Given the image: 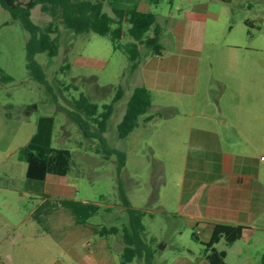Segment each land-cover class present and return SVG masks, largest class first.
<instances>
[{
  "label": "rangeland",
  "instance_id": "obj_1",
  "mask_svg": "<svg viewBox=\"0 0 264 264\" xmlns=\"http://www.w3.org/2000/svg\"><path fill=\"white\" fill-rule=\"evenodd\" d=\"M104 3L113 14L109 0ZM140 10L154 12L162 29L163 55L151 60L159 65L178 55L187 59L186 69H150L151 53L142 46V64L133 72L127 53L114 49L110 37L77 35L57 22L58 54L36 55L47 89L27 69L29 33L0 5V67L13 77L0 82V264H120L122 232L98 233L129 223L119 183L130 206L144 212L141 238L154 255L152 264H209L204 243L211 232L184 186L198 162L189 123L197 125L203 116L218 117L219 130L227 125L224 118H233V153L251 162L264 183V0H140ZM31 18L40 26L53 19L40 5ZM177 22L182 31L174 34ZM140 77L152 106L121 139L117 126ZM119 87L124 94L104 136L126 154L120 171L118 157L106 156L93 137L97 126L90 123L87 134L69 114L81 92L103 107ZM42 116L54 117L51 146L72 152L69 173L49 174L43 182L27 178L24 156ZM63 199L93 203L99 211L79 224L58 203ZM45 200L52 206L39 213V223L34 212ZM215 246L227 252L228 264H258L264 230L247 228L233 244L223 238ZM145 254L129 264H144Z\"/></svg>",
  "mask_w": 264,
  "mask_h": 264
},
{
  "label": "trees",
  "instance_id": "obj_2",
  "mask_svg": "<svg viewBox=\"0 0 264 264\" xmlns=\"http://www.w3.org/2000/svg\"><path fill=\"white\" fill-rule=\"evenodd\" d=\"M222 1L231 2L232 0ZM104 2L105 0H0V5L11 14L13 19L19 20L29 33L26 43L27 69L33 79L50 89L46 73L36 60V55L45 53L49 57H55L58 54L60 39L57 22L77 35L94 32L110 37L114 49H123L127 53L131 71L138 67L142 59V46L147 48L152 55H163L162 29L157 24V16L154 12L139 10L140 0H125V2L109 0L113 11L111 14L104 9ZM38 5L43 12L53 18L45 26L36 24L31 18L32 9ZM125 39H128L127 42H123ZM11 81H13V77L0 67V82ZM123 94L124 89L119 87L112 102L100 107L97 102L92 101L89 95L81 92L80 96L74 99L76 110L69 111L71 118L85 133H90V123L97 126L98 131L93 133V137L102 144L106 156L114 154L118 157L119 171L125 165L126 154L108 146L104 133L114 112V105L123 97ZM151 106L150 90L146 86L134 88L127 102L123 118L117 126L121 139L126 138L134 130L138 125L139 118L147 114ZM152 118V115H149L146 120L149 121ZM53 126V116H42L38 122L37 133L24 148V156L28 164L26 176L29 180L43 182L49 174L65 176L71 170L72 152L66 148L51 146ZM119 190L127 208L129 223L123 224L122 227H102L98 233L104 236L122 232L125 247L121 252L120 264H129L136 257L143 256L145 253L144 264H152L154 255L152 251L146 249L141 238V233L144 231L142 224L144 212L130 206L121 183H119ZM58 203L69 210L79 224H86L89 218L99 211L98 205L84 201L63 199ZM51 206L52 204L45 200L35 210L34 217L39 223L44 220L39 213L47 207L49 210ZM245 229L244 225L215 223L209 241L204 243L205 257L208 263L228 264L225 261L227 252L219 251L215 245L223 238L228 244H233L242 237ZM193 237L199 239L197 234H194ZM258 264H264V253Z\"/></svg>",
  "mask_w": 264,
  "mask_h": 264
},
{
  "label": "crops",
  "instance_id": "obj_3",
  "mask_svg": "<svg viewBox=\"0 0 264 264\" xmlns=\"http://www.w3.org/2000/svg\"><path fill=\"white\" fill-rule=\"evenodd\" d=\"M178 23L171 25L174 34L182 31ZM152 58L151 54L147 64L150 69L177 73L188 67L187 59L178 55L159 65ZM141 61L133 72L138 71ZM140 83V86H146L141 77ZM224 119L227 121L224 130L217 127L219 118L215 116L200 117L197 125L189 123V137L195 144L191 148L198 154V162L185 179L184 186L190 194L188 202L204 211L203 227H208L211 233L215 223L264 230V183L259 180V171L251 162L233 153V137L228 132L233 131V118Z\"/></svg>",
  "mask_w": 264,
  "mask_h": 264
}]
</instances>
